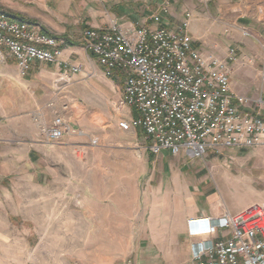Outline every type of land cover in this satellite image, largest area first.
<instances>
[{
  "label": "rangeland",
  "instance_id": "374dc122",
  "mask_svg": "<svg viewBox=\"0 0 264 264\" xmlns=\"http://www.w3.org/2000/svg\"><path fill=\"white\" fill-rule=\"evenodd\" d=\"M163 7L167 13L162 23L176 29L186 22L194 48L205 56L225 59L233 48L230 80L244 74L251 101H262L254 94L264 86V0H0V13L8 16L66 20L80 28L59 39L63 42L79 41L87 20L140 22ZM104 128L95 120L90 123L87 133L97 143L90 142L85 150L84 169L77 157L82 148H75L72 181L41 190L29 180H0V264H135L142 247L152 241L146 226L158 223L159 217L152 222L151 216L185 209V195L196 191L201 170L207 175L206 187L214 188L230 207L264 205L262 163L256 165L253 151L236 156L210 152L202 160L185 156L172 169L176 174L180 169V183L168 176L159 193V182H148L149 172L142 173L129 144L116 148L111 141L101 142Z\"/></svg>",
  "mask_w": 264,
  "mask_h": 264
},
{
  "label": "built area",
  "instance_id": "2783aa9c",
  "mask_svg": "<svg viewBox=\"0 0 264 264\" xmlns=\"http://www.w3.org/2000/svg\"><path fill=\"white\" fill-rule=\"evenodd\" d=\"M166 13L163 7L151 15V26L122 28L112 23L105 31L89 29L81 35L80 44L96 58L104 76H118L123 82L117 109L136 114L118 127L140 128L153 155L168 151L172 156L186 154L202 160L210 152L264 150L262 101L235 96L230 89L228 63L236 59L234 49L225 59L205 56L194 48L186 22L176 30L162 23ZM64 43L25 19L0 13V61L5 48L21 76L34 63L62 68L66 77L61 81L79 73V67L61 60ZM67 131L63 117L54 112L43 133L47 142L57 143ZM186 230L192 239L186 264H264V205L190 219Z\"/></svg>",
  "mask_w": 264,
  "mask_h": 264
},
{
  "label": "crops",
  "instance_id": "0c3cea01",
  "mask_svg": "<svg viewBox=\"0 0 264 264\" xmlns=\"http://www.w3.org/2000/svg\"><path fill=\"white\" fill-rule=\"evenodd\" d=\"M163 15L165 14L161 16L162 21ZM150 16L140 22L121 17L91 19L87 20L84 31L89 29L105 31L112 23L122 28L136 24L151 26ZM27 21L36 25L42 33L56 39L66 38L70 31L72 33L80 31V28L66 20ZM1 52L3 60L0 61V180L9 182L29 180L41 190L58 181H72L69 174H72L71 163L75 159V148H82V155L77 154V157L80 158L79 165L84 169V153L85 150H89L91 142L87 131L90 123L95 120L105 127V135H100L101 142L111 141L116 148L122 144H129L135 150L138 157V161L135 162L142 166V173L146 170L149 172V183L155 180L159 182L157 188L159 193L163 192L164 181L168 180V176L170 181L180 183L178 176L181 174L180 169L178 174L172 169L176 163L184 162L183 157L188 155L172 156L168 151L153 155L147 149L149 142L145 141L140 128L124 131L118 127L119 122L136 118V114L128 108L117 109L122 97L123 82L118 76L106 78L96 58L85 51L79 41H66L61 47V60L68 66L80 68L79 73L69 74L64 81H61L66 77L62 76V68L45 63H34L27 74L21 76L16 60L5 48H1ZM236 81L240 85L236 84ZM246 82L248 80L245 75L240 73L237 79L230 80V89L235 96L252 100L254 98L248 96L249 91L243 86ZM254 95L255 98L261 97L262 106L259 113L264 119V86L262 93ZM64 105L67 106V110L63 109ZM54 112L63 117L68 131L59 142L49 143L43 130L51 125ZM246 151L228 150L226 153L229 156H236ZM250 151H253L256 165L262 163L264 179V150ZM199 170L195 172V176L200 175ZM171 171L173 173L169 175ZM201 173L195 182L196 191L185 195L186 203L188 202L185 209L151 216L152 222H155V216H158L156 221L158 223L146 226V229L152 230L150 236L152 241L142 247L143 251L138 253L135 264H186L190 259L189 244L192 241L187 236L188 220L217 217L224 213L235 214L247 206L260 204L250 202L244 207H230L214 188L206 187L207 175L203 174L202 170ZM227 178V181L232 183V179ZM0 190H3L1 186ZM187 190L189 192V188ZM62 194L59 193V196Z\"/></svg>",
  "mask_w": 264,
  "mask_h": 264
},
{
  "label": "trees",
  "instance_id": "16d2710c",
  "mask_svg": "<svg viewBox=\"0 0 264 264\" xmlns=\"http://www.w3.org/2000/svg\"><path fill=\"white\" fill-rule=\"evenodd\" d=\"M14 19H21V18H17V17H13Z\"/></svg>",
  "mask_w": 264,
  "mask_h": 264
}]
</instances>
